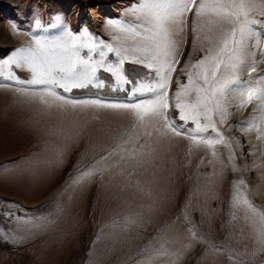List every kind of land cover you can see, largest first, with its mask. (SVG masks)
Wrapping results in <instances>:
<instances>
[{
    "label": "rangeland",
    "instance_id": "1",
    "mask_svg": "<svg viewBox=\"0 0 264 264\" xmlns=\"http://www.w3.org/2000/svg\"><path fill=\"white\" fill-rule=\"evenodd\" d=\"M130 5L134 0H0V58L26 46L33 35H55L64 27L77 33L87 28L97 41L114 43L107 22L130 19L125 15ZM258 31L264 33V25ZM192 38L189 31L178 67L190 53L193 61L200 55L192 53ZM109 57L116 59L113 53ZM130 65L142 74L131 76ZM124 67L133 80L149 75L128 61ZM100 75L106 85L114 80L102 70ZM181 82H186L183 76ZM71 95L127 99L108 86ZM254 106H230L233 114L220 126L226 137L235 138L234 146L240 141L236 171L223 145H217L213 159L202 147L190 152L185 139L154 134L147 141L152 151L140 157V164L112 157L109 163L120 167L75 185L80 170L131 131V118L109 110L48 108L0 87V237L7 233L13 241L0 239V264H135L141 253L150 254L154 264H264V252L252 255L257 245L251 222L241 208L232 207L233 184L243 179L241 193L264 208V140L260 144L254 129L247 132L240 123L252 119L257 124L260 110L254 112ZM136 213L143 226L125 229L123 220ZM45 219L52 223L33 227Z\"/></svg>",
    "mask_w": 264,
    "mask_h": 264
},
{
    "label": "snow or ice",
    "instance_id": "2",
    "mask_svg": "<svg viewBox=\"0 0 264 264\" xmlns=\"http://www.w3.org/2000/svg\"><path fill=\"white\" fill-rule=\"evenodd\" d=\"M125 15L131 18L107 22L114 43L97 41L87 28L77 33L64 27L55 35H33L26 46L0 58V87L48 108L109 110L131 118V131L121 133L105 155L80 170L73 179L75 185L92 182L112 167H120L119 163H109L112 157L140 164V157L152 151L147 141L154 134L185 139L190 152L202 147L213 159L218 156L217 145H223L236 171L235 146L240 141L236 140L234 146L235 138L226 137L220 126L233 114L230 106L242 109L253 102L254 112L255 108L260 110V125H264V69L257 71L264 65V33L258 31L264 25V0H134ZM189 31L192 53L200 55L193 61L190 53L188 61L178 67ZM126 61L147 69L148 77L130 79L124 67ZM101 70L114 78L111 84L106 85ZM20 72L27 75L21 76ZM244 73L248 74L247 80L242 79ZM181 76L186 82H181ZM106 86L124 92L127 99L71 95L77 90ZM240 123L247 132L255 129L256 138L264 140V127L252 119ZM57 159L62 162L63 150L57 153ZM213 159L208 163L212 164ZM245 183L243 179L234 182L232 207L241 208L245 220L251 222L257 245L252 253L255 256L264 252V208L241 193ZM50 223L45 219L33 227ZM143 223L139 213L123 220L127 230ZM189 232L199 242L208 243L191 229ZM0 239L13 242L7 233ZM171 254L177 259L181 256L180 252ZM135 264L154 262L150 254L141 253Z\"/></svg>",
    "mask_w": 264,
    "mask_h": 264
},
{
    "label": "bare ground",
    "instance_id": "3",
    "mask_svg": "<svg viewBox=\"0 0 264 264\" xmlns=\"http://www.w3.org/2000/svg\"><path fill=\"white\" fill-rule=\"evenodd\" d=\"M5 5V4H4ZM7 6V5H6ZM8 7V6H7ZM7 7H5V9L7 8ZM128 73H130V75L131 76H140L141 74H142V70L141 69H138V67L137 66H134V65H130V67L128 68ZM245 79V78H244ZM255 120L257 121V125L258 126H261L262 127V125H260V114H259V116L258 117H256L255 118ZM240 121V120H239ZM243 121V120H242ZM247 121V120H246ZM241 122V121H240ZM237 123H239L238 122V120H237ZM254 133H253V136H254V138H256L257 137V135H258V133L256 132V130L254 129ZM256 141H258V142H261V141H263V140H258L257 138H256ZM264 143V142H263ZM260 144H262V142L260 143ZM264 149V148H263ZM264 171V170H263Z\"/></svg>",
    "mask_w": 264,
    "mask_h": 264
}]
</instances>
